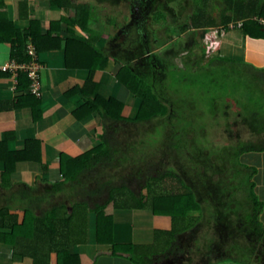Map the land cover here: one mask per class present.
I'll use <instances>...</instances> for the list:
<instances>
[{
    "label": "trees",
    "instance_id": "16d2710c",
    "mask_svg": "<svg viewBox=\"0 0 264 264\" xmlns=\"http://www.w3.org/2000/svg\"><path fill=\"white\" fill-rule=\"evenodd\" d=\"M220 2L222 3L218 4L216 0H193L190 21L180 25L181 31L189 28L200 29L199 38L202 40L207 34V29L215 27L217 32L221 33L237 31L245 37L264 39V0H220ZM52 3L72 10L73 14L68 18H62L61 21L66 20L71 26H79L84 31L83 37L68 29L69 36L65 40L67 64L92 68V74L86 83L71 88L67 94H80L84 97V103L73 112L75 118L84 120L94 113H99L104 126L103 133L99 134L102 143L76 157L61 153L59 172L62 179L53 182L41 193L34 192L33 185L22 181L10 188H3L0 181V188L3 191L1 195L3 204L0 205V244L11 247L15 255L21 256L22 260H31L32 264H83L82 256L74 253L72 247L90 243L93 220H95L97 246L102 250L109 249L111 256L128 259L134 264H170L184 252L180 238L204 221L203 199H198L199 196L184 182L179 173L163 164L159 167L148 165L147 168H141L135 184L118 185L114 177L105 181V175L109 172L102 174L97 171L102 167L121 170L132 163L130 153L135 148L132 146L126 150L127 146L120 141L118 135L122 126L130 123L139 126L152 124L151 126L155 127L158 118L168 116L163 131L170 150L184 166L182 173L203 174L202 164L198 162L199 150L192 147L196 135L192 122L194 111L198 110V105L193 106L196 99H193L192 91L199 88L203 97L206 92L208 96L211 90L212 98H215L213 86L224 88L229 80L234 82L235 87L238 82L247 83L250 77L252 80L254 77L264 80V68L225 54H217L207 59L206 45L202 42H198L201 50L198 57L191 55L193 45L189 47L190 51L187 55L181 54V57H184L183 66L168 61L169 77L160 85L157 83L153 85L143 77L139 79L138 74L125 65L118 75L119 81L122 86L135 94L140 109L136 117L126 116L124 114L126 103L118 96L104 97L100 93L101 84L94 79V68H105L110 58L106 48L98 46V42L107 34L91 25V20L99 21L94 17V6L90 2L85 3V0L76 3L72 0H52ZM155 15L157 19L169 17L163 10L156 12ZM144 19L145 15L142 23ZM111 21H115V18L109 19V22ZM49 28L43 34L40 21L32 20L29 27L20 30L12 21L0 20V43L11 45V58L19 65L29 64L42 51L56 50L63 45V38L53 35L54 22ZM144 29L148 33V28ZM110 36L108 35L109 38ZM30 39L32 45L28 43ZM173 54L177 55L175 51L170 53ZM75 56H78L77 61H74ZM225 64H229V68L225 67ZM243 66L251 70L247 75L244 74ZM9 68L0 70V78L10 73ZM17 71L19 72L18 94L14 99L0 100V111L29 105L37 120V113H42L38 109L41 105V99L38 97L41 84L37 91H33L34 82L29 71L20 66L17 67ZM125 71L126 73L129 71L131 76L128 78L125 76L123 79L122 74ZM137 80L140 81L139 84ZM167 85L171 89L168 93L169 97L160 94V91L165 93L164 88ZM24 91L25 94H22ZM171 107L178 109L174 111ZM201 117L205 116L201 115ZM254 117L256 120L252 117L253 128L255 127L253 123L259 121L260 115L254 113ZM257 132L264 133V126ZM10 133L8 132L7 138L0 141V160L5 163L7 170L5 172L14 173L15 165L19 161L42 162V142L39 139L27 140L25 149L21 151H10L7 140L14 137V133ZM237 148L235 145H226L219 151L221 154L217 153L218 156L215 154L209 156L216 167L213 172L226 174L230 185L229 189L223 188L224 197L230 201V204L226 205V214L218 208L215 214L216 218H221L219 222L223 225L227 224L226 219H230L233 215L236 220L230 222L235 227L238 223L237 232L239 234L244 232L249 237V247L241 252L239 248L232 246L218 261L264 264V225L259 220L264 204L254 192L249 193L240 189L245 185L243 176L248 180L246 188L254 189L255 185L251 179L257 173L254 167L248 169L242 166L241 156L247 152L264 153V144L254 143L243 146L242 149ZM139 162L140 160L137 162L134 160L133 164ZM149 172L154 174L150 175ZM170 179L179 182L182 192L165 187L164 192L168 190L167 193L153 196L156 186L165 184ZM215 181L217 182V179ZM146 190L152 194V197L149 198L145 194ZM59 196L67 197V200L57 203ZM110 209L111 214L108 213ZM15 210L24 212L22 221L19 220L20 214L13 212ZM148 210L152 211L155 217L169 219L172 224L171 229H157L155 242L152 244L134 243V240H129L131 236L134 237V226L132 222H126V216L129 217L133 211ZM194 213H198V216ZM210 219L211 217L207 222L209 225ZM128 225L131 227L130 235ZM227 253L241 256V259L230 258Z\"/></svg>",
    "mask_w": 264,
    "mask_h": 264
},
{
    "label": "rangeland",
    "instance_id": "374dc122",
    "mask_svg": "<svg viewBox=\"0 0 264 264\" xmlns=\"http://www.w3.org/2000/svg\"><path fill=\"white\" fill-rule=\"evenodd\" d=\"M79 1L84 2V0ZM216 1L218 4L222 3L220 0ZM86 2H90L94 6V17L99 20L96 22L91 20L92 27L101 29L107 34L98 43L99 47L106 48L107 54L110 56V61H108L116 62L117 66H119L117 62H121L124 66L128 65L138 74L139 79L143 77L153 85L156 83L160 85L163 80L169 77L167 74L168 61L184 65V57L182 58L181 54H183L182 56L187 55L190 51L189 47H192V45L191 55L198 57L201 51L200 43L198 44V42L206 45L207 59L224 53L226 55L239 56L236 57L239 60L244 53L242 47L230 42L231 39L222 44L219 38L223 36V33L217 32L218 30L215 27L208 28L207 37L202 38V40L199 38L200 29L189 28L183 32L181 31L180 25L190 21V16L193 12V0H85ZM160 10L168 13L169 17L157 19L155 13ZM144 15L145 19L142 23ZM113 18H115V21L109 22V19ZM144 28H148V33ZM108 35H111L110 38ZM116 38L119 40H114ZM105 39L109 40L110 43H106ZM112 40L114 41L111 42ZM173 51L177 55H170ZM167 57L169 58L168 60ZM237 63L242 65L240 62ZM124 66H121L122 69ZM224 66L229 68V64ZM118 69L116 70L118 71ZM242 69L246 75L251 71L246 66H243ZM258 74L261 75L260 72ZM125 76L128 78L131 73L129 71L126 73L125 71L122 74V78L125 79ZM137 81L139 84L140 81ZM228 82L224 88L213 86V92L217 96L215 98H212L211 90H209L208 96L206 92L203 97L199 88L192 91L193 99H196L193 106L198 105V110L194 111V120L192 122L196 132L192 147L199 150L200 158L198 162L202 164L203 174L187 172V168L185 169L187 175L182 173L184 172V166L170 150L169 142L163 131L164 124L166 125L168 122V116L165 118L160 117L156 120V129L152 127V124L139 126L128 123L122 126V130L119 131L118 135L120 141L124 146H127L126 150H129L132 146L135 148L130 153L133 159L132 163L130 162L125 169L121 170H109L106 167H102L97 171L102 172V174L103 172H109V174L105 175V181L110 177H114L118 185L123 183L135 184L138 171L141 168H147L148 165L159 167L163 164L179 173L184 182L199 196L198 199H203L205 208L204 221L197 225L194 230L180 238L184 252L181 257L174 262H170V264L217 263L232 246L239 248L241 252L246 251L249 247V237L244 232H241V234L237 232L238 223H236L235 227L230 222L236 220L233 215L230 219H226L227 224L224 225L219 222L221 218H216L215 210L217 208L222 210L223 214L227 212L226 205L230 204V201L224 197L223 188H228L230 185L226 179V174L213 172L216 167L212 164L209 156L212 154L217 155V153L221 154L219 151L226 145H235L238 147L237 149H242L243 146L254 143L258 145L264 144V133L257 132L258 129L264 126V80L257 77L252 80V77H250L247 83L238 82L235 87L233 86L234 82L229 80ZM164 92L160 91V94H165L169 97L168 93L171 92L169 85L165 86ZM125 93H128L127 96ZM122 94L127 98L129 97L131 101L129 103V100L126 101L120 98L128 105L124 110V114L136 117L138 113H134V102L137 101L135 94L125 86ZM173 109L176 111L178 108ZM139 110L138 108L137 112ZM254 113H257V116L260 115V117H258L259 121L257 123H253L255 126L253 128ZM201 115L205 117L202 118ZM98 139V143L96 142L95 146L102 143L101 138ZM250 153L241 156L240 162L242 166L248 167V169H250L249 167H254L260 173L258 178L263 182L264 154ZM134 160L136 162L140 160V162L133 164ZM258 163L260 164L259 169H257ZM148 174L151 175L154 172H149ZM254 177L251 181L255 185L257 181L254 180ZM258 178L256 177V179ZM216 179L218 183L215 181ZM242 180L245 185H243L244 187L241 186L240 189L247 190L249 193L254 192L256 195V191L253 188H246V183L248 182L246 176H243ZM165 187L172 188L176 192H182L179 182L170 179L165 184L156 186L153 196L167 193L168 190L164 192ZM41 190H38V192ZM2 192L0 190V197ZM145 194L149 198L150 196L152 197L148 190L145 191ZM66 200L67 197L59 196L56 201L61 203ZM111 209L108 212L109 214L112 213ZM194 214L198 216V213ZM212 216L215 218L213 219ZM209 217H211L210 225L207 223ZM125 220L126 222L132 221L127 216ZM128 231L130 235L131 227L129 225ZM144 237L139 235L132 238L131 236L129 240L136 242V239L141 240ZM227 255H230V258L241 259V256H234L233 253H227ZM231 264L234 263L232 262Z\"/></svg>",
    "mask_w": 264,
    "mask_h": 264
},
{
    "label": "crops",
    "instance_id": "0c3cea01",
    "mask_svg": "<svg viewBox=\"0 0 264 264\" xmlns=\"http://www.w3.org/2000/svg\"><path fill=\"white\" fill-rule=\"evenodd\" d=\"M72 1L76 3L79 0ZM71 11L68 8L53 5L52 0H0V20L12 21L15 27L20 30L29 27L32 20L40 21L43 34L50 29V25L54 22L53 35L63 38V45L60 48L42 51L35 56L31 63H22L28 66H38L37 73L41 84L40 94L38 95L41 99V105L38 109L42 112V115L37 113L36 117H38L35 120V114L29 105L19 109L0 111V141L5 139L8 132L14 133V135L12 134L14 137L7 140L10 151L25 149L27 140L37 138L42 142V162L36 160L19 161L15 165V172L9 173L5 172L7 171L5 163L0 160V181L3 188H10L15 183L22 181L33 185L34 192H38L40 189L42 190L38 193L43 192L53 182L62 179L59 172L60 154L66 153L75 157L82 155L95 147L98 138H100L99 134L104 130L99 113H94L84 120L75 118L73 112L84 103V97L80 94H67L71 88L86 83L92 74V68L73 66L71 63L67 64L65 40L69 36L68 29L75 32L76 35L84 37V31L79 26H71L66 20L61 21L62 18L70 17L73 14ZM228 39L244 49L240 60L264 68L263 38L245 37L237 31H225L223 36L219 38L222 44L228 42ZM28 43L32 45V40H28ZM106 43H110L109 40H106ZM98 46H100L99 43ZM11 50L10 44L0 43V70L10 67V73L6 77L0 78V100H11L18 94L19 72L17 66L19 63L11 58ZM77 58L78 56H75L74 61H77ZM117 63L119 66L116 65V62L111 61L108 62L105 68H94V79L101 84L100 93L104 97L120 96L119 98L129 100L130 103V98L126 97L128 93H125L126 96L122 94L124 93V86H122L118 77L122 69L121 66H124V64ZM114 65L115 67H113ZM117 68H119L118 71ZM22 94H25V91ZM134 103V113L136 114L139 107L137 101ZM248 154L251 153H245L244 155ZM259 168L260 164L258 163L257 169ZM256 177H260L259 172L254 177V180L257 181L254 190L258 199L264 204V179L262 182ZM2 204L3 201L0 197V205ZM13 212L19 213V220L22 221L24 212L18 210ZM128 219H132L134 237L145 236L144 239H136L137 244L154 243L155 231L157 229L170 230L172 225L169 219L155 217L153 212L149 210L133 211ZM259 220L264 225V207ZM93 221L94 226L93 232L91 230L90 243L85 246L72 247L74 253L82 256L83 264H134L128 259L113 257L109 249L102 250L101 247L97 246L95 220ZM148 232L149 234H147ZM136 242L134 241V243ZM232 262L239 264L234 261H218L214 264H231ZM0 264H32V261L29 259L22 260L21 256L13 253L11 247L0 244Z\"/></svg>",
    "mask_w": 264,
    "mask_h": 264
},
{
    "label": "built area",
    "instance_id": "2783aa9c",
    "mask_svg": "<svg viewBox=\"0 0 264 264\" xmlns=\"http://www.w3.org/2000/svg\"><path fill=\"white\" fill-rule=\"evenodd\" d=\"M30 76H31V78L33 79V91H37L38 90V88H39V86H40V82H39V80H38V73H37V68H32L31 70H30Z\"/></svg>",
    "mask_w": 264,
    "mask_h": 264
},
{
    "label": "clouds",
    "instance_id": "9594fccd",
    "mask_svg": "<svg viewBox=\"0 0 264 264\" xmlns=\"http://www.w3.org/2000/svg\"><path fill=\"white\" fill-rule=\"evenodd\" d=\"M205 37H207V35L205 36ZM21 67L22 69H25V70H28L29 71V74H30V70L32 69V68H37L38 69V66H32V65H30V66H28V65H24V64H21V65H18L17 67Z\"/></svg>",
    "mask_w": 264,
    "mask_h": 264
}]
</instances>
